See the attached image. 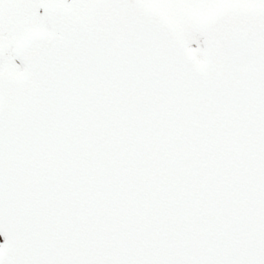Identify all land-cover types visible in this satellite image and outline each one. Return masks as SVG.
Segmentation results:
<instances>
[{"label":"snow or ice","instance_id":"obj_1","mask_svg":"<svg viewBox=\"0 0 264 264\" xmlns=\"http://www.w3.org/2000/svg\"><path fill=\"white\" fill-rule=\"evenodd\" d=\"M0 264H264V0H0Z\"/></svg>","mask_w":264,"mask_h":264}]
</instances>
